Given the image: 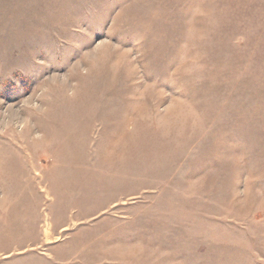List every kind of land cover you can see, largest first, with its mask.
<instances>
[{
  "label": "rangeland",
  "instance_id": "1",
  "mask_svg": "<svg viewBox=\"0 0 264 264\" xmlns=\"http://www.w3.org/2000/svg\"><path fill=\"white\" fill-rule=\"evenodd\" d=\"M0 264H264V0H0Z\"/></svg>",
  "mask_w": 264,
  "mask_h": 264
}]
</instances>
